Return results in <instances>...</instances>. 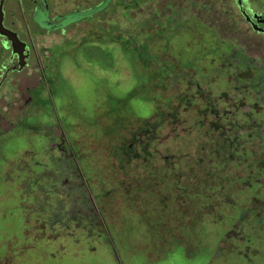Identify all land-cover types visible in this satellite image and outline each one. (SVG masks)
I'll return each mask as SVG.
<instances>
[{"label": "rangeland", "instance_id": "obj_1", "mask_svg": "<svg viewBox=\"0 0 264 264\" xmlns=\"http://www.w3.org/2000/svg\"><path fill=\"white\" fill-rule=\"evenodd\" d=\"M35 8L5 7L33 42L3 91L0 264H264V89L239 69L264 46L236 0H112L59 32Z\"/></svg>", "mask_w": 264, "mask_h": 264}, {"label": "flooded vegetation", "instance_id": "obj_2", "mask_svg": "<svg viewBox=\"0 0 264 264\" xmlns=\"http://www.w3.org/2000/svg\"><path fill=\"white\" fill-rule=\"evenodd\" d=\"M34 4L36 6L35 8V12L33 14V22L40 28V30L42 31H46V32H51L48 31L46 27H61V25L64 22V18L66 16H64L63 14H53L52 8H51V4L50 1L47 0V4L48 7L45 6V1L42 0H33ZM8 0H0V5L1 3H4V20H3V24L4 26L15 32L19 39L24 42L26 44L25 46V50L22 53V56L24 58H26L28 56V58H26L24 61L27 62L26 66L29 64V60L31 58V43L33 42V39H25L21 33L18 31V29L16 28V21H12L11 24H7V13L5 10L6 4H7ZM18 5H22V0H16ZM247 15L249 16L250 20L254 23H257L258 28L255 29L251 23V21H249L247 19V17H245L239 8L240 14L242 16V19L244 21L245 26H249L247 28H245V30L240 29V32L243 33V35H245L244 37L246 38L245 40L249 41L252 40L255 37L258 38V44L264 46V15L255 11L253 8H251V6L249 5L247 0H241ZM237 4V2H236ZM231 12H233L231 9L228 12H225L226 16H229L234 22L239 20V17L237 15H233V13L231 14ZM235 13V12H234ZM66 15V14H65ZM257 16H262V17H257ZM230 19V20H231ZM238 19V20H237ZM48 21L51 22V24L48 23ZM260 21V22H258ZM67 28H61V29H57L56 31L53 32H59L61 30L65 31ZM252 34V35H251ZM245 49V53L243 51H240L239 53L244 54V58L246 60H244L243 56L242 60L245 63L243 68H239L240 71L242 72V77L243 79H245V85L241 87V89H245L246 93H247V89H249V85H248V81L246 80L245 76L247 74V69L252 70V74L255 79H256V83H255V87H252V89L254 91H256L257 93V97L260 98V95L262 94L261 92L263 88L264 89V64L261 63L258 59L257 56L254 55H250L248 54V45H245L243 47L242 44V50ZM8 50L11 52L10 57L8 58L7 56V52ZM241 60V62H242ZM22 59H21V54L19 52V48L13 46V42L8 38V36L3 35L0 32V123L2 122V118H1V110L4 109L6 110V97H5V93H3L4 89H5V84L7 83L8 77L15 73V72H21L24 69H21L20 65H21ZM230 66H232V64H229ZM240 72V74H241ZM246 76V77H247ZM241 79V77H240ZM251 89V87H250ZM262 100H264V98H262ZM65 143H66V138H63L62 143L58 144L57 148L59 150L62 151V153L66 152L65 149Z\"/></svg>", "mask_w": 264, "mask_h": 264}, {"label": "water", "instance_id": "obj_3", "mask_svg": "<svg viewBox=\"0 0 264 264\" xmlns=\"http://www.w3.org/2000/svg\"><path fill=\"white\" fill-rule=\"evenodd\" d=\"M42 1H45V6L48 7L47 0H42ZM111 2H112V0H106L101 6H99V7H95V8L92 9V10H88V11H84V12H76V13H72V14H70V15H68V16H66V17L64 18L65 20H64L63 24L61 25V27H54V26H52V27H46V28H47L48 31H51V32L56 31L57 29L67 28V27L70 26L71 24L76 23V22H79V21H81V20H83V19H85V18H89V17H91L94 13L103 10V9H104L105 7H107ZM236 2H237L238 6H239V8H240L241 13H242L245 17H247V19H248L249 21H251L250 18H249V16L247 15V12H246V10H245V8H244V6H243L241 0H236ZM257 17H262V16H257ZM3 20H4V3H1V5H0V32H1L3 35L8 36V38L13 42V46H14V48H15V47H18V48H19V52H20V54H21V59H22V62H21L20 67H21V69H24V68L26 67V64H27V62L24 61V60H25L26 58H28V56H27L26 58H24V57L22 56V53H23L24 50H25V46H26V44H25L24 42H22V41L19 39L18 35H17L15 32H13V31L7 29V28L4 26V24H3ZM258 22H260V21H258ZM48 23L51 24L50 21H48ZM251 23H252V25H253V27H254L255 29L258 28L257 23H254V22H252V21H251Z\"/></svg>", "mask_w": 264, "mask_h": 264}, {"label": "trees", "instance_id": "obj_4", "mask_svg": "<svg viewBox=\"0 0 264 264\" xmlns=\"http://www.w3.org/2000/svg\"><path fill=\"white\" fill-rule=\"evenodd\" d=\"M232 14V13H231ZM233 15H234V13H233ZM230 67V66H229Z\"/></svg>", "mask_w": 264, "mask_h": 264}]
</instances>
